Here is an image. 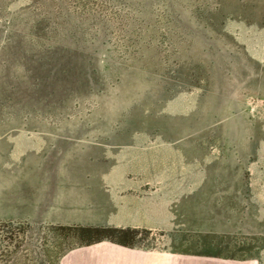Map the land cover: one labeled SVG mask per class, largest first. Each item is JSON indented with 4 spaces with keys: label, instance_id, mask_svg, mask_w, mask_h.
<instances>
[{
    "label": "rangeland",
    "instance_id": "obj_1",
    "mask_svg": "<svg viewBox=\"0 0 264 264\" xmlns=\"http://www.w3.org/2000/svg\"><path fill=\"white\" fill-rule=\"evenodd\" d=\"M3 170L0 264H61L122 221L264 264V0H0ZM51 180L53 213L98 225L36 220Z\"/></svg>",
    "mask_w": 264,
    "mask_h": 264
},
{
    "label": "crops",
    "instance_id": "obj_2",
    "mask_svg": "<svg viewBox=\"0 0 264 264\" xmlns=\"http://www.w3.org/2000/svg\"><path fill=\"white\" fill-rule=\"evenodd\" d=\"M8 171V170H6ZM6 174V176H5ZM40 189L35 192L34 197V218L47 221L50 224L65 223L75 225H98L91 222L88 210L82 209L78 218L73 213L64 211L63 214H55L52 210H58L55 203L58 200L59 186L55 180H51L50 193L42 189V181L39 183ZM11 180L9 172L3 170L0 172V218H12L13 210L11 202ZM32 200V199H31ZM65 202V199L63 200ZM44 202L46 204H44ZM28 206V205H27ZM23 210V207H22ZM26 211V212H25ZM20 213V217L30 216L31 209L25 208ZM45 211V212H44ZM20 212V211H19ZM106 225V224H102ZM111 226L136 228L137 225L127 221L110 223ZM101 226V225H100ZM103 227V226H102ZM61 264H253L251 262L226 260L217 257L198 256V254H187L180 252H170L165 250L145 249L136 247H127L112 241H101L86 246H81L70 250L62 259Z\"/></svg>",
    "mask_w": 264,
    "mask_h": 264
},
{
    "label": "trees",
    "instance_id": "obj_3",
    "mask_svg": "<svg viewBox=\"0 0 264 264\" xmlns=\"http://www.w3.org/2000/svg\"><path fill=\"white\" fill-rule=\"evenodd\" d=\"M80 229L85 232H90L93 235L97 236L95 239L90 240L86 245L107 240V241H112L118 244H122L127 247L143 248V247L137 246L136 244L137 242L135 239L142 232V230L137 229V228L86 227V228H80Z\"/></svg>",
    "mask_w": 264,
    "mask_h": 264
}]
</instances>
